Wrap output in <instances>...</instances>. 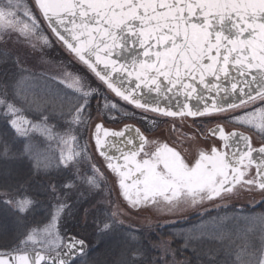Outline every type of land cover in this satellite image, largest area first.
<instances>
[{
	"label": "snow or ice",
	"instance_id": "6c2138e0",
	"mask_svg": "<svg viewBox=\"0 0 264 264\" xmlns=\"http://www.w3.org/2000/svg\"><path fill=\"white\" fill-rule=\"evenodd\" d=\"M13 35L31 47L24 58L61 47L90 70L97 83L93 87L84 77L65 73L60 83L72 90L73 100L39 96L27 87L33 74L23 67V59L0 54V206L26 228L11 250H0V264H69L72 257L86 253L85 241L76 237L67 239L63 253L45 255L27 250L38 244L59 248L64 239L59 225L66 213L71 214V193L78 190V183L97 188L104 178L86 144L61 150L53 164L32 142L30 134L34 132L65 145L76 142L75 136L58 137L48 123V109L57 103L60 107L67 103L71 123L76 125L90 121L89 109L95 101L98 108L103 104L115 113L112 119H135L136 110L142 120L149 119V112L193 118L194 122L198 117L223 116L251 128L264 141V0H6L0 4V40ZM129 43L143 51L139 59L126 65L114 57L117 49L123 50ZM208 77L215 82L210 83ZM33 108L39 113L36 121L24 115ZM129 132L140 137L139 144L126 135ZM205 132L219 135L222 141H243L244 150L237 143L229 156L213 147L210 152L200 151L189 164L180 152L164 144L145 152L147 158L136 160L148 141L139 128L128 124L124 130L113 131L98 123L94 140L104 167L120 177L121 194L132 209L155 207L172 212L185 205L223 200L240 190L258 189L264 195V143L253 148L250 136L238 131L226 134L220 124L211 129L200 124L185 139L195 142ZM108 137L124 138L134 150L119 157L111 155ZM253 153L261 154L258 161ZM81 160L89 163V174L80 176L77 170L73 176L66 171ZM252 165L255 176L249 175ZM129 187L137 189L134 197L128 194ZM31 188L36 190L34 194L29 192ZM42 193H51L56 203L50 206L47 223L40 226L33 221L36 226H32L26 222L39 203L34 197ZM88 215L85 211L80 227H92L98 235L118 242L117 258L111 264H179L175 259L178 252L169 240L158 238L146 248L142 232L124 227L119 219L123 213L110 212L91 224ZM259 220L258 246L246 233L238 241L219 229L211 231L209 238L221 242L230 257L223 264H264V217ZM152 251L158 255L153 257ZM215 257L210 249L205 254L207 264H222Z\"/></svg>",
	"mask_w": 264,
	"mask_h": 264
},
{
	"label": "rangeland",
	"instance_id": "374dc122",
	"mask_svg": "<svg viewBox=\"0 0 264 264\" xmlns=\"http://www.w3.org/2000/svg\"><path fill=\"white\" fill-rule=\"evenodd\" d=\"M3 2H6V0H0V4ZM0 47L6 48L11 54L14 53V55L17 56L18 59H23V67L33 74L29 77V83L27 85L28 89L38 95H49L50 97H54V95H57L61 93L63 89L60 87L61 83L59 85L56 83V85L60 88H58L55 83L51 81L49 78H54L57 81H61L64 79L65 73L72 74L73 77L79 75L81 77H84L85 80L92 85L93 87L96 85L97 81L95 78H93L89 73L85 74L83 71H79L77 66L85 68V66L81 65L79 62H76L73 57H71L63 48L58 47V49L63 51L62 58H59L55 62L56 64H50L51 69L47 71L45 68L40 67L38 68V74H35L34 67H30L31 63H34L35 60L38 62H52V58L48 57L52 51V48L46 49L43 54H40L39 52L28 55L26 58H24L23 54L25 52H31V47L28 45L22 38L18 39L16 35H13L11 39H4L0 40ZM67 56V57H66ZM31 61V62H28ZM26 63V64H24ZM29 63V65H27ZM77 65H75V64ZM33 70V71H32ZM36 70V71H37ZM43 72L48 73L49 77L42 76ZM44 75V74H43ZM72 81L69 80L68 83H71ZM63 87H67V84H62ZM69 89V88H68ZM72 91L71 89H69ZM64 91V90H63ZM45 93V94H44ZM57 93V94H56ZM109 96L112 94L109 93ZM69 99V98H68ZM74 99V96L70 97L69 100L71 101ZM113 99H115L113 97ZM121 103V102H120ZM67 105V103H65ZM123 104V103H121ZM256 107V106H253ZM30 110H34L30 109ZM130 110V109H129ZM105 112V113H104ZM137 115L135 119H124L123 116H117L116 119H112L111 117L115 115V113L109 112L107 107L102 106L101 112H95L90 121H88V129L86 132H83V128L81 127H74L70 124L69 127H65L61 129L60 131H57V135L60 138H67L69 136H75L76 142L70 143L69 145H65L59 141V139H47L45 136L41 135L39 132L31 133L32 136V142L39 148V150L43 153H46L49 158H51L52 163H56V156L59 154L61 150L67 151L69 148H79L81 145H87V148L89 150V154L91 156L92 162L96 163L100 168L101 171L104 173V178L102 183L99 187L95 188L99 190L100 198H104V204L108 205L111 208V212L113 211H119L123 213L119 217V219L123 220L124 224L139 229L141 227L145 226H152V225H170L175 222H178L183 219H190L192 217H204L211 211H219L221 209H230L235 207H240V209L249 207L250 209L261 207L262 212H253V213H242L243 211L239 210L237 211V215L230 216V214H227L226 216H223L224 224H221V227L224 226V231L227 233H231L232 235H236V238L239 237L238 241L240 240L241 236L246 233V238L251 241V243L259 245V241L261 239V221L259 220L260 217H264V206H262V202H264V195H261L260 191L258 189L248 192L247 190H240L235 195H230L226 197L223 200H216L214 202H208L205 201L200 205L190 207V206H182L179 208V210H174L172 212L168 211H160L155 207H151L148 209H132L127 206V204L123 201L121 196L118 193V189L115 186L114 179L107 170L106 167H104V163L102 160L98 157V155L95 152L94 146L91 142V132L93 129V126L97 123V121H105L106 124L112 125L116 124L119 121L126 120V122H136L138 123L146 132L149 134V142L148 145L150 146V149L152 147L151 142L153 141V144L155 146H163L164 144H167L169 147H173L177 150L175 145L172 143L177 144L180 147V154L182 157H184L185 161L189 164L194 163V161L198 158V154L200 151L209 152L212 146L211 141H205L203 137L198 138L195 142H193L191 139H185L186 135H189L192 131V129L183 127L184 125H177L176 129L173 130L172 123H164V125L158 124L160 121L155 119L154 115H149L148 113V120H142L141 112L140 110H136ZM27 116V115H26ZM28 117V116H27ZM218 118H223V116H219ZM28 119L33 120L30 116ZM228 127L237 128L241 131H245L249 133L252 138L254 145H261L264 143V141L261 140L260 136L251 128L248 127H241L238 124L224 119ZM165 126L167 129L165 130L166 135L164 136L163 132L155 133L154 131L156 127H162ZM181 126V128H180ZM53 129V128H52ZM54 130V129H53ZM55 131V130H54ZM53 131V132H54ZM56 134V133H55ZM85 135V137H84ZM168 141H167V138ZM83 140V142H82ZM213 143H215L213 141ZM215 144H213L214 146ZM184 153V154H182ZM78 170V174L80 176H84L86 174H89V163L87 161L81 160L78 164H75V166L70 165L69 169L67 171H73L76 173ZM82 173V174H81ZM249 175L252 176L253 172L250 169ZM86 189H89L91 187L87 185H83ZM239 188V186H237ZM235 191V190H234ZM233 218V219H232ZM255 218V219H254ZM233 221V222H231ZM231 222V223H230ZM204 229L206 227V230H210V232L213 229L219 228V225H217L213 218L208 219V222L203 226ZM250 229V231H249ZM59 234L61 237H63V242L61 243V246L59 248H53V247H44L41 245H36L34 248L27 249L28 251H42V252H56L60 250L65 241V237L67 236L65 234V231L59 227ZM19 243V242H18Z\"/></svg>",
	"mask_w": 264,
	"mask_h": 264
},
{
	"label": "trees",
	"instance_id": "16d2710c",
	"mask_svg": "<svg viewBox=\"0 0 264 264\" xmlns=\"http://www.w3.org/2000/svg\"><path fill=\"white\" fill-rule=\"evenodd\" d=\"M3 53L11 54L8 50H6V48L0 47V54ZM62 53V50L58 49L57 47H53L50 55L48 56L52 58L51 63L38 62L35 60L34 63L30 64V67H34L35 74H38L39 72L37 69L43 66V68L48 71L49 68L51 69L50 64H56L57 59L62 58L63 56L65 57V55H63ZM53 61H55L56 63H53ZM27 65H29V63ZM2 66L3 65H0V67ZM77 67L79 71H83L85 74L88 73L84 68H81L79 66ZM43 74L42 76L49 77L48 73L43 72ZM49 79H51V81L55 83L54 85H56V83L59 85L60 83L54 78ZM60 87L58 88L62 90L60 91L61 93L56 94L62 99L69 100L72 96L71 91L68 88L63 87L62 84ZM66 93H68L67 96L65 95ZM57 95H54V97ZM46 97L50 96L47 95ZM102 106L103 104H101V106L98 108L96 102L93 101L92 107L89 109L91 117L95 112H101ZM47 114L49 117L48 123L55 130L53 131L56 134L58 133L57 131H60L66 126L69 127V124L74 127L79 126L83 128L84 133L88 129V123L86 125H76L71 123V117L68 114V105L66 104L63 107H60L57 103L56 106L49 107ZM24 115H27L28 117L30 116L34 119V121H36L39 117V113L36 109L35 111H25ZM70 172L73 176L77 174V172ZM35 191V188L29 189L30 193L34 194ZM99 194V190L95 188H90L89 190L86 189L82 184L78 183V190H73L70 199H68V203L72 205V211L71 214L66 213L62 217L59 227H61L65 231L66 235L75 234L77 236L83 237L89 243L88 253L78 258L72 264H111V261L117 258L116 253L118 251V242L116 239L98 235L96 229L92 227H89L87 230H85L79 226L84 220L85 211L89 213L87 217L89 224H91L93 220L103 219L111 212V208L108 205L104 204V198H100ZM34 198L37 199L39 203L36 206L35 212L29 216V219L26 223L32 226H36L35 224H33V221H35L38 222L40 226H42L43 224L48 222L47 217L49 215V212L51 211L50 206L56 203V199L51 193H42L38 196H35ZM261 209V207H256L253 209H250L249 207L243 209H240V207H235L225 210L221 209L219 211H211L204 217H192L190 219L182 220L167 226L152 225L135 229L124 224V227L133 229L137 233L142 232L144 234L142 238V244L146 248L151 244H155L158 238L169 240L172 248L178 252V255H176L175 259L179 262V264H207L205 254L210 249L216 253L215 258L221 261L223 264V261H225L226 259H230V257L226 256V250L224 249V247H222L221 242L213 241L209 238V234L211 232L208 229L206 230V227L204 229L203 226L208 222V219L213 218L215 223L219 225V228L217 229L224 231V226L221 227V224H224V219L222 218L223 216L230 214V216L234 217V215H237L236 213L239 210L243 211L242 213L244 214L262 212ZM25 232L26 228L24 227V224H17L16 218L12 216L11 213L5 212L2 206H0V250H11L12 247L18 244L19 240L23 238ZM227 234H229L234 240L239 239V237L236 238V235L234 234ZM186 242L187 246H185ZM224 243H227V241H225ZM150 255L156 257L158 253L152 251L150 252Z\"/></svg>",
	"mask_w": 264,
	"mask_h": 264
},
{
	"label": "flooded vegetation",
	"instance_id": "af4514ba",
	"mask_svg": "<svg viewBox=\"0 0 264 264\" xmlns=\"http://www.w3.org/2000/svg\"><path fill=\"white\" fill-rule=\"evenodd\" d=\"M149 113H150L149 115H154V116H155V114H153V113H151V112H149ZM146 115L149 116L148 113H147ZM155 119L158 120V121H160L158 124H161V123H162V125H164V123H168V122H170V123H172V126H173V125L176 126V124H177V125H184L183 127H186V128H189V129L197 128L200 124H203L204 129H211V128L215 127L217 124H220V125H222L223 128L225 129V133H226V134H227L228 132H231V131H234V130L237 129V128H233V127H231V128L228 127V125H227L226 122L224 121L225 118L223 119V118H218V117H216V118H214V119H210V118H207V117H198V118H195V122H194V119H193V118H188V117L181 118V117H163V116H155ZM130 123H134V122L129 121V122H126V123L113 124V125H111V127L115 128V129L118 130V131H121V130L124 128V125H125V124H130ZM134 124H137V125L142 129V131H143L144 133L147 134V137H148V140H147V141L149 142V134H150V133L146 132V130H144V129H143L138 123L135 122ZM180 128H181V126H180ZM166 129H167V128H166L165 126H162V127H156V128H155L156 131H154V132H155V133H156V132H157V133L163 132V133H164L163 135H164V136H167V135H166L167 132L165 131ZM165 132H166V133H165ZM202 137H203V139H204L205 141H208V140L211 141V143H212L211 149H212L213 147H215V148H217V149L220 150V151H227L229 156L232 155V153H231V149H232V147L235 146L238 142H239V144L241 143V141H238V142H237V140H236L235 138H233L232 140H229V141H222L221 139L217 138V136H211V135L208 134L207 132H205V134H204ZM166 138H167V137H166ZM167 141H168V138H167ZM213 141H214L215 143H213ZM168 142H169V141H168ZM151 144H152L153 149H152V148L150 149V146H151V145H148V143H147L146 146L144 147L143 152H141L140 155L136 157V160H141V159H143V158H147V157L144 156V153H145V152L151 153L152 151H154V150L156 149L157 146H155V145L153 144V141L151 142ZM172 144L175 145L174 147L177 148V151H180V150H179L180 147H179L177 144H175V143H172ZM213 144H215V145L213 146ZM225 144L228 145L227 148H225ZM239 147L241 148V145H240ZM252 147H253V148H259V145H254V142L252 141ZM178 148H179V149H178ZM211 149H210V150H211ZM126 152H131V150L126 151ZM209 152H210V151H209ZM182 154H184V153H182ZM260 155H261V154H259V153H253V156H254V158H255L257 161L260 159ZM113 162H115V161H113ZM245 163H247V161H245ZM250 169H251L252 172H253V175H252V176H255V165H252V166L250 167ZM250 169H249V172H250ZM112 176L114 177V183H115V186H117L118 190H119L120 193H121V189H120V187H119V179H120V177H118V176H117L116 174H114V173L112 174ZM127 183H128L129 185H131L132 181H131V180H128ZM128 194H129L130 196H133V197H134V196L137 194V189H136L135 187H129V188H128Z\"/></svg>",
	"mask_w": 264,
	"mask_h": 264
},
{
	"label": "water",
	"instance_id": "95a60500",
	"mask_svg": "<svg viewBox=\"0 0 264 264\" xmlns=\"http://www.w3.org/2000/svg\"><path fill=\"white\" fill-rule=\"evenodd\" d=\"M131 40V38H129ZM142 49L139 48V46L137 45L136 47H132L131 43H129L128 45L125 46V48L123 50H120V49H117V52H116V55H115V59L119 60L121 63H125L126 65H130L132 63V60L133 58H137L139 59L140 58V54L142 53ZM233 73L235 74V69H233ZM208 80L210 83H214L215 81L213 80V78L211 77H208ZM231 81V77L229 78V82ZM118 82H119V78H118ZM198 87L201 88V91H204L202 86H199ZM178 99H180L181 101L183 100V97H179ZM175 103L176 101L173 100L172 101V106L174 107L175 106ZM195 103V102H194ZM174 110H175V107H174ZM137 128V127H136ZM108 129V128H107ZM113 131H118V130H114V129H111ZM124 130V128L122 129ZM141 132V130H140ZM239 132V131H238ZM142 133V132H141ZM143 134V133H142ZM245 134V133H244ZM126 135L128 136H131L133 137L135 140H136V143L139 144L140 142V137L135 133V132H129V133H126ZM144 135V134H143ZM245 135H248V134H245ZM250 136V135H248ZM144 137L146 138L147 140V137L144 135ZM217 137H219V135H217ZM95 142V140H94ZM106 145H107V150L108 152L111 154V155H114V156H117L119 157L121 155V153L123 152H126V151H129V150H134V145H128L127 144V141L124 139V138H113V137H108L106 139ZM146 145V144H145ZM237 145V144H236ZM241 145V148L239 147ZM238 147L240 148L241 151L244 150V142L241 141V143L239 144L238 142ZM235 150V147L233 146L232 149H231V153ZM99 153V152H98ZM102 157V156H101ZM104 158V157H103ZM69 237H76L77 239H82L78 236H75V235H68L65 239V244L63 246L62 249H60L59 251H56V252H60V253H63L64 251V247L67 243V239ZM84 240V239H83ZM85 241V240H84ZM85 244H86V252L88 251V243L85 241ZM30 252H41V251H30ZM56 252H52V253H46V252H41L45 255H55ZM81 255H76L74 257H72L70 260H69V264H71L76 258L80 257ZM41 264H46V262H41Z\"/></svg>",
	"mask_w": 264,
	"mask_h": 264
}]
</instances>
